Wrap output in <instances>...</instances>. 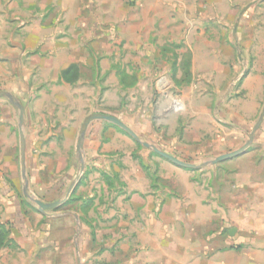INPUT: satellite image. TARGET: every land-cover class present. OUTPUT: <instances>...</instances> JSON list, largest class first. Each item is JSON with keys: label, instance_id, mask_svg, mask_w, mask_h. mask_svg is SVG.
Wrapping results in <instances>:
<instances>
[{"label": "rangeland", "instance_id": "1", "mask_svg": "<svg viewBox=\"0 0 264 264\" xmlns=\"http://www.w3.org/2000/svg\"><path fill=\"white\" fill-rule=\"evenodd\" d=\"M129 4L128 11L113 14L112 23L104 12L84 13L90 18L86 22L57 23V12L36 10L35 5L25 17L22 4L17 23H0V36H16L17 47L15 74L12 68L9 73L8 61H1L6 66L0 69V90L13 86L25 107L29 195L21 165L19 109L0 98V182L8 185L6 197L11 198L0 196V225L10 230L8 247L16 250L19 262L28 257L23 244L41 246L35 260L94 264L109 247L105 229L112 220L107 215L118 196L129 192L128 181H136L133 165L145 172L153 195H179L184 171L200 192L215 190L217 175L231 170L228 162L196 169L175 166L143 143L201 164L213 160L216 149L226 154L242 147L261 113L264 74L256 108L248 107V97L255 93V82L248 80L256 71L264 73V19L200 23L196 13V23H168L152 7L138 8L137 0ZM25 19L28 23H22ZM39 29L42 35L36 34ZM9 51L12 44L0 39V57ZM215 51L225 56L213 70L216 59L203 54ZM75 55L85 74L77 84H64L59 66ZM15 79L16 86L10 84ZM97 112L127 120L139 129L140 140L109 121H94L85 138L94 143L92 150H83L82 170L80 129L85 117ZM244 122L241 131L237 127ZM6 160L11 167L2 166ZM97 161L106 163L108 172L98 169ZM72 183L71 196L57 209L41 212L33 200H62ZM121 259L115 253L111 262Z\"/></svg>", "mask_w": 264, "mask_h": 264}, {"label": "crops", "instance_id": "2", "mask_svg": "<svg viewBox=\"0 0 264 264\" xmlns=\"http://www.w3.org/2000/svg\"><path fill=\"white\" fill-rule=\"evenodd\" d=\"M129 1L0 0V23H17L18 4L25 6L24 12L19 11L25 17L29 16V7L35 5L36 10L48 11L50 7L51 11L57 12V23L86 22L90 18L84 13L90 12L108 13V22L112 23L114 13L129 10ZM137 3L138 8L152 7L168 23L176 20L183 23H194L195 20L196 23V13L200 23H245L246 20L253 23L257 17L264 19V0H137ZM24 22L28 23V19ZM36 34L42 35L43 29ZM0 39L3 43H9L10 47L12 44V53L9 51L6 56L0 57V69L6 66V62L1 61H8L9 73L12 68L15 74L16 36L9 35L8 40L0 36ZM203 56L216 59V63L211 65L215 70L220 68L217 61L223 59L225 53L206 52ZM77 59V55L72 56L59 66L61 78L62 72L70 66L77 65L79 69L78 79L67 82L62 78L64 84L74 85L83 78L85 72ZM263 74L256 71L255 77L248 80L255 82V93L248 97L250 108L257 107L255 94L263 89ZM10 84L16 86V79ZM6 91L15 96L13 86ZM122 121L137 134L140 133L130 122ZM242 126L237 128L245 131L247 123L244 122ZM187 134L190 136L192 130ZM88 135L91 136V127ZM192 140L200 141L194 135ZM93 143L86 139L85 148L92 150ZM220 143L222 147L223 141ZM212 155L216 158L223 154L216 149ZM224 162H228L231 170L217 175L215 190L210 188L209 191L200 192L190 173L184 171V182L179 183L180 191H177L179 195L168 196L148 193L151 181L139 165H133L136 181H128L129 192L118 196L116 207L107 215L108 220H112L105 229H108L107 235L110 237L107 242L109 247L104 248V259L98 256L94 264H264V122L249 150ZM2 166L11 167L7 160ZM95 166L108 172L109 166L102 161H97ZM224 183H228L227 187ZM7 187V184L0 182V196L3 201L10 202L11 198L6 197ZM21 247L28 253L24 262L17 260L16 250L6 246L0 250V264H70L65 260L49 261L46 257L35 260L41 246L21 244ZM115 253L122 257L117 263L111 262Z\"/></svg>", "mask_w": 264, "mask_h": 264}, {"label": "water", "instance_id": "3", "mask_svg": "<svg viewBox=\"0 0 264 264\" xmlns=\"http://www.w3.org/2000/svg\"><path fill=\"white\" fill-rule=\"evenodd\" d=\"M0 98H7L15 108L19 109V113H20L19 114V133H20L21 165H22L23 177L25 180V186H24L25 193L27 195H29L27 192V190H28V177L26 174V147H27V143H26V137H25V132H24L25 107L21 103V101L19 99H17L13 93H11L9 91L0 90ZM96 120H107V121L117 125L121 129H123L125 132H127L129 135H131L134 139H136L138 141L140 140V137L136 133V131H134L128 124H126L124 121H122L117 116H114L112 114H108L105 112H97V113H93V114L88 115L85 118V120L81 126L79 137H78V145H77V150L79 151L82 170L84 169V166H85V161H84V156H83V150L85 148V138H86V135L88 133L90 125ZM263 122H264V105H263V108L261 110V113H260L255 125L253 126L251 132L248 134V139H247L246 143L242 147H240L239 149H237L235 151L220 155L211 161H206V162L201 163V164H195V163H190V162L184 161V160L176 157L175 155H173V154H171V153H169V152H167V151H165V150H163V149H161L155 145H151L150 143L144 142L143 144L146 147H152L156 153L167 158L168 160H170L175 165H178V166L184 167V168L196 169V168H201V167L207 166L209 164L221 163V162L230 160L232 158H235V157H238V156L244 154L252 146V144L255 140L256 134L258 133V131L262 127ZM75 186H76V183L71 184V186L69 187V189L67 191L66 197L62 200H58V201H54V202H43L42 200L37 199V198H35L33 200L39 206V209L41 212H45L46 210L57 209L62 204L67 202V200L71 196ZM230 233H232V231Z\"/></svg>", "mask_w": 264, "mask_h": 264}, {"label": "trees", "instance_id": "4", "mask_svg": "<svg viewBox=\"0 0 264 264\" xmlns=\"http://www.w3.org/2000/svg\"><path fill=\"white\" fill-rule=\"evenodd\" d=\"M79 69L77 65H72L62 72V78L67 82H74L78 79ZM125 132V131H124ZM128 134L127 132H125ZM129 135V134H128ZM10 230L4 225H0V250L3 247L10 246Z\"/></svg>", "mask_w": 264, "mask_h": 264}]
</instances>
